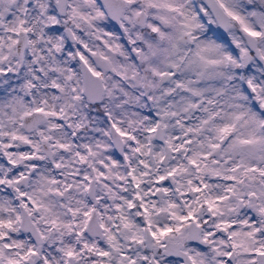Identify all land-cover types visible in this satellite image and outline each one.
<instances>
[{"label":"clouds","instance_id":"1","mask_svg":"<svg viewBox=\"0 0 264 264\" xmlns=\"http://www.w3.org/2000/svg\"><path fill=\"white\" fill-rule=\"evenodd\" d=\"M261 253L264 0H0V264Z\"/></svg>","mask_w":264,"mask_h":264},{"label":"snow or ice","instance_id":"2","mask_svg":"<svg viewBox=\"0 0 264 264\" xmlns=\"http://www.w3.org/2000/svg\"><path fill=\"white\" fill-rule=\"evenodd\" d=\"M252 35H256V33H252ZM261 254H264V253H261Z\"/></svg>","mask_w":264,"mask_h":264}]
</instances>
